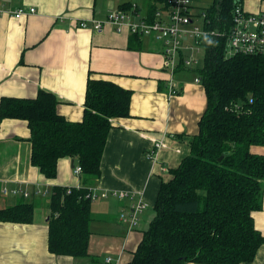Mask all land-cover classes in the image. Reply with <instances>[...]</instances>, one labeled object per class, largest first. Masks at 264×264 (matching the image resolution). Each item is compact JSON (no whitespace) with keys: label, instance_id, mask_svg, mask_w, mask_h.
Wrapping results in <instances>:
<instances>
[{"label":"crops","instance_id":"obj_1","mask_svg":"<svg viewBox=\"0 0 264 264\" xmlns=\"http://www.w3.org/2000/svg\"><path fill=\"white\" fill-rule=\"evenodd\" d=\"M128 3L149 18L155 1L0 0V105L7 96L34 98L46 90L57 96L60 114L81 121L90 78L132 90L130 115L112 118L101 175L90 184V191L134 193V198L92 200H100V208L91 206L88 256L51 252V195L55 187H81L83 171L76 174L78 159L65 156L58 161L57 176L47 177L32 163L28 121L5 118L0 127V210L22 200L34 203L35 209L32 222L0 221V264H114L106 261L109 256L122 264L130 262L156 215L162 182L173 177L172 170L191 151L190 142L199 132L207 106L205 86L202 80L196 81L197 70L203 66H184L172 73L165 66L160 39L141 35L132 39L134 34L127 27L118 31L110 23L102 30L93 27L94 20L106 19L111 10ZM193 4L196 11L208 7L195 0ZM242 5L251 12L264 11L263 0H243ZM31 7L35 12L20 18L14 15ZM82 21L89 25L82 27ZM172 83L176 93L171 92ZM157 142L163 145L156 148ZM252 150L264 154V145H253ZM5 186L26 188L31 194H5ZM139 199L148 206L139 213V224L132 227L121 213L129 214ZM253 215L264 235V203ZM240 264H264V244L253 261Z\"/></svg>","mask_w":264,"mask_h":264},{"label":"trees","instance_id":"obj_2","mask_svg":"<svg viewBox=\"0 0 264 264\" xmlns=\"http://www.w3.org/2000/svg\"><path fill=\"white\" fill-rule=\"evenodd\" d=\"M154 1L151 20L157 3L167 0ZM242 2L213 0L206 8L210 28L228 30L233 10ZM226 40L207 39L205 62L197 70L207 95L199 132L190 142V153L172 170L173 177L162 182L156 215L125 264H240L253 261L264 244L253 215L264 203V154L252 150L264 145V55H228ZM131 99L132 90L90 78L81 121L60 114L57 96L46 90L34 98L2 99L0 127L5 118L28 121L32 163L47 177L57 176L58 161L65 156L78 159L83 168L81 187H72L71 193L68 187H55L51 195V252L89 255L93 214L87 195L101 175L112 118L129 116ZM34 209V203L22 200L1 209L0 221L32 222Z\"/></svg>","mask_w":264,"mask_h":264},{"label":"built area","instance_id":"obj_3","mask_svg":"<svg viewBox=\"0 0 264 264\" xmlns=\"http://www.w3.org/2000/svg\"><path fill=\"white\" fill-rule=\"evenodd\" d=\"M36 8L29 10L24 8L15 12V16L20 18L26 14L35 12ZM93 27L102 30L106 23L112 24L118 31L125 27L132 34L150 36L160 39L164 44L165 66L169 70H178L180 65L193 67L200 65V53L206 48L205 41L210 36L226 37V52L228 55L235 54H255L264 55V11L251 12L242 3L235 6L233 10V22L228 30H212L210 19L206 9L196 11L193 0H167L165 7L157 9L154 19L141 16L135 8H117L111 10L106 19L94 20ZM82 27H87L88 22L82 21ZM196 81H201L200 77ZM171 92L176 93L174 84L171 85ZM163 143H155V147L162 146ZM154 152V150H153ZM83 168L80 164L74 166V172L80 174ZM72 188L69 187L68 193ZM5 194H23L29 196L31 192L24 189H10L4 187ZM38 191L37 193H39ZM45 194V192H44ZM134 198V193L124 191H101L97 192L94 188L87 195L93 201L100 198L109 197ZM147 204L139 199L132 204L131 212L121 213V218L128 219L130 225L135 227L139 224L141 213ZM109 263L122 264L119 260L115 261L112 257L106 259Z\"/></svg>","mask_w":264,"mask_h":264},{"label":"rangeland","instance_id":"obj_4","mask_svg":"<svg viewBox=\"0 0 264 264\" xmlns=\"http://www.w3.org/2000/svg\"><path fill=\"white\" fill-rule=\"evenodd\" d=\"M212 1L213 0H195V2H196V4H200L202 7H206V6H209V5H211V3H212ZM166 4H167V1L166 2H163V5H162V3L161 4H158V9L159 8H161L162 9V7H165L166 6ZM154 15H155V13H154ZM212 28V27H211ZM212 30H213V28H212ZM221 38H222V36H220ZM208 39V38H207ZM207 39H206V41H205V44L207 43ZM205 51H203L202 53H201V55H200V57H201V61H200V65L199 66H203L204 65V62H205ZM180 67V66H179ZM194 67H196V66H194ZM172 73H175L176 72V70H174V71H172V70H170ZM99 202H100V200L99 201H95V202H93L92 204H94V207L95 208H100V206H99Z\"/></svg>","mask_w":264,"mask_h":264},{"label":"water","instance_id":"obj_5","mask_svg":"<svg viewBox=\"0 0 264 264\" xmlns=\"http://www.w3.org/2000/svg\"><path fill=\"white\" fill-rule=\"evenodd\" d=\"M222 158H223V156H222ZM222 158H220V159H222Z\"/></svg>","mask_w":264,"mask_h":264}]
</instances>
